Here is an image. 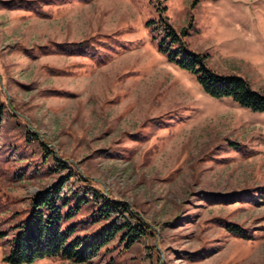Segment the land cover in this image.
Instances as JSON below:
<instances>
[{
  "label": "rangeland",
  "instance_id": "374dc122",
  "mask_svg": "<svg viewBox=\"0 0 264 264\" xmlns=\"http://www.w3.org/2000/svg\"><path fill=\"white\" fill-rule=\"evenodd\" d=\"M188 52L264 96V0H0V264L67 173L151 228L81 264H264V113L208 96Z\"/></svg>",
  "mask_w": 264,
  "mask_h": 264
},
{
  "label": "trees",
  "instance_id": "16d2710c",
  "mask_svg": "<svg viewBox=\"0 0 264 264\" xmlns=\"http://www.w3.org/2000/svg\"><path fill=\"white\" fill-rule=\"evenodd\" d=\"M167 36H173L174 42L178 40L172 31ZM181 53L179 50L171 58L176 59ZM184 61L180 63L184 69L201 73L200 85L211 98L231 99L242 108L264 113V96L254 91L248 81L214 73L201 56L191 52L186 54ZM197 65L201 68L197 69ZM57 169L61 173L68 170L62 163L57 164ZM76 176L64 174L49 189L34 195L28 220L14 227L16 233L6 242L9 246L6 261L9 264H34L44 259L86 263L120 234L128 245H132L151 233L150 226L128 205L105 197L103 192L89 187L88 181L81 177L74 180ZM88 205L95 209L92 215L95 223L103 221L106 224L93 235L77 236V227L69 222ZM0 237L6 238L8 235L0 234Z\"/></svg>",
  "mask_w": 264,
  "mask_h": 264
}]
</instances>
